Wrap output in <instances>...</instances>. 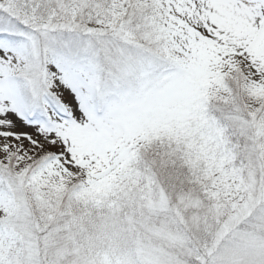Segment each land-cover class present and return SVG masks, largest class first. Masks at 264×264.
<instances>
[{"label":"snow or ice","instance_id":"1","mask_svg":"<svg viewBox=\"0 0 264 264\" xmlns=\"http://www.w3.org/2000/svg\"><path fill=\"white\" fill-rule=\"evenodd\" d=\"M0 264H264V0H0Z\"/></svg>","mask_w":264,"mask_h":264}]
</instances>
